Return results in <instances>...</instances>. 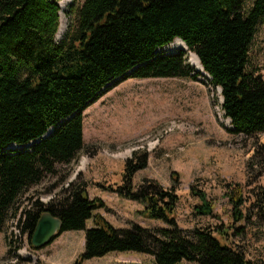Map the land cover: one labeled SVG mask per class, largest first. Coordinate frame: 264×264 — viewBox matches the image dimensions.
I'll return each instance as SVG.
<instances>
[{
  "label": "trees",
  "instance_id": "trees-1",
  "mask_svg": "<svg viewBox=\"0 0 264 264\" xmlns=\"http://www.w3.org/2000/svg\"><path fill=\"white\" fill-rule=\"evenodd\" d=\"M61 1L0 0V233L14 222L30 242L40 216L49 212L61 221V234L84 232V250L74 264L112 253L148 255L155 264H253L227 241L244 234L238 223L256 218L264 226V188L250 191L247 200L241 186H226L231 228L183 230L174 186L165 190L149 179L133 185L147 168L145 152L132 153L123 184L112 192L141 204L139 215L164 228H114L96 215L105 205L88 198L83 181L71 182L47 205L20 202L84 150L83 113L105 91L130 79L196 81L200 73L187 64L188 53L220 89L230 132L248 138L263 133L264 79L249 70V55L264 0H255L248 12L243 0H85L58 44ZM178 39L187 50L166 53ZM191 193L199 201L195 214L216 218L207 194Z\"/></svg>",
  "mask_w": 264,
  "mask_h": 264
},
{
  "label": "rangeland",
  "instance_id": "rangeland-1",
  "mask_svg": "<svg viewBox=\"0 0 264 264\" xmlns=\"http://www.w3.org/2000/svg\"><path fill=\"white\" fill-rule=\"evenodd\" d=\"M84 1L72 0L63 14L60 10L59 25L62 21L67 23L66 33L74 26L75 11ZM254 1L243 0L244 12L252 8ZM61 41L55 39L58 44ZM164 51L176 53L181 49L168 46ZM186 57L187 64L195 69L190 53ZM249 70L264 79V17L250 49ZM221 104L220 89L212 87L210 78L201 72L196 81L130 79L119 82L84 111L85 148L77 159L69 166L59 167L57 176H47L31 189L22 198L21 206L35 201L47 205L61 196L71 182L83 181L88 198L98 199L105 205L96 215L114 228L125 229L132 224L149 229L164 228L163 223L139 215L141 204L112 192L123 184L125 162L132 153L140 151L147 153L149 159L147 168L135 175L134 187L144 179L158 182L165 190L174 186L179 198L176 211L179 228H231L232 212L224 197L225 188L241 186L247 200L250 191L264 188V132L252 138L232 134V127H226ZM191 188L207 194L214 204L216 218L195 214L199 201ZM91 227L93 223L89 221L86 228ZM235 227L243 228L244 234L228 238L227 245L241 251L251 263L264 264V226L253 218L249 225L238 223ZM83 250V231L64 232L41 250L30 245L28 236L18 235L14 222L8 224L5 233H0V264H74ZM22 252L30 257L24 258ZM83 264L155 263L151 256L144 254L112 253Z\"/></svg>",
  "mask_w": 264,
  "mask_h": 264
},
{
  "label": "water",
  "instance_id": "water-1",
  "mask_svg": "<svg viewBox=\"0 0 264 264\" xmlns=\"http://www.w3.org/2000/svg\"><path fill=\"white\" fill-rule=\"evenodd\" d=\"M195 71L199 72L197 69H195ZM201 74L207 76L204 73V70ZM61 232V221L58 218L53 217L49 212H45L40 216L35 230L30 237V245L35 250H41L52 244L56 238L60 236Z\"/></svg>",
  "mask_w": 264,
  "mask_h": 264
},
{
  "label": "bare ground",
  "instance_id": "bare-ground-1",
  "mask_svg": "<svg viewBox=\"0 0 264 264\" xmlns=\"http://www.w3.org/2000/svg\"><path fill=\"white\" fill-rule=\"evenodd\" d=\"M71 4H72V0H62L59 3V8L61 10V13L63 14V12H65ZM66 31H67V23H65L63 21L60 22V25H59V28H58V31H57V34L55 37L56 41H61L63 39ZM169 47H171L173 50H179V49L187 50L185 44L179 39L175 40ZM190 56H191L190 62L192 64V66L195 67V69H197L199 72L203 73V70L201 68V65H200V62H199L197 56L193 53H190ZM226 127L231 128V124H230L229 120L226 121ZM84 164H85V161H83L82 167L84 166ZM22 256L24 258L30 257L27 252H22Z\"/></svg>",
  "mask_w": 264,
  "mask_h": 264
}]
</instances>
